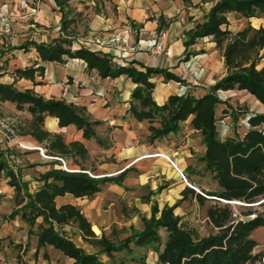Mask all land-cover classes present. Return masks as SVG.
Wrapping results in <instances>:
<instances>
[{"label": "trees", "instance_id": "1", "mask_svg": "<svg viewBox=\"0 0 264 264\" xmlns=\"http://www.w3.org/2000/svg\"><path fill=\"white\" fill-rule=\"evenodd\" d=\"M61 12V30L65 29L67 7L65 0H54ZM228 13L241 16L259 17L264 13V0H217L204 14L203 21L185 31L183 40L184 60L191 55L189 47L197 39L211 37L219 50L226 73L208 87L202 95L184 93L171 94L163 104H157L152 97L154 83L150 77L162 75L166 80L182 82L185 79L165 68L141 65L144 70L135 67L134 61L118 64L101 52L92 51L84 46L73 48L72 40L58 36L48 42L31 44L42 62H64L66 58H78L86 63L89 71L95 70L100 78L126 76L134 84L130 97L129 112L139 121L159 120V126H149V140L174 133L179 123L191 116L190 125L200 132L205 151L200 157L204 167L211 173L217 188L196 192L185 187L183 197L191 196L199 206L205 208V215L217 233L204 237H195L189 230L181 227L179 217L174 215L173 206L165 205L160 210L151 206V216L143 217L140 231L119 241L108 242L104 235L97 237L90 221L74 204L56 206L55 197L65 193L75 198H90L107 183L121 184L126 172L117 176L94 177L86 168L65 170L51 168L42 173V184L33 192L28 190L27 182L14 172L3 160H0V172L4 171L8 184L14 188L15 207L7 217L13 219L20 215L32 228L36 218L42 222L37 226V249L51 245L73 261L71 264H106L95 253L86 252L64 234L62 226L75 224L83 240L99 244L105 252L119 251L129 243L148 245L155 243L156 261H142L141 264H264V250L253 253L257 242L251 237L254 229L264 226V214L257 212L250 204L264 205V113H255L249 117V128L242 136L218 137L216 125L217 106L222 102L218 90L234 88L245 90L264 104V27L254 28L247 23L238 30L229 29ZM163 17L159 16L156 31L162 27ZM35 70L42 72L43 66L16 69L19 77L33 79ZM0 100L10 101L19 110L31 114L24 126L17 129L21 135H30L39 142L49 141L52 156L63 157L74 151L82 158L86 150L80 142L65 144L58 134L43 129L44 118L53 116L60 127L73 124L82 131L85 138H96L94 127L99 120L90 119L85 107H78L62 99L44 98L32 89L23 91L12 84L0 83ZM100 142V141H99ZM58 162V160H57ZM240 201L242 210L235 213L231 204L220 201ZM158 214V216H157ZM253 215L243 220V216ZM159 228L166 232L164 239L158 233Z\"/></svg>", "mask_w": 264, "mask_h": 264}, {"label": "crops", "instance_id": "2", "mask_svg": "<svg viewBox=\"0 0 264 264\" xmlns=\"http://www.w3.org/2000/svg\"><path fill=\"white\" fill-rule=\"evenodd\" d=\"M72 1L68 0L70 4ZM112 1L116 12H112L107 6L104 13L94 12L90 19L89 35L79 40L73 48L84 46L92 51L105 53L118 64L134 61L136 68L144 70L141 65L160 66L162 52L164 54L168 52L171 57L183 52L185 31L192 28L196 22L203 21L204 14L217 0ZM91 3L93 4V1ZM104 3L107 4L106 1ZM159 16L169 19V23L160 33H157ZM60 18L61 12L54 0H0V83L12 84L21 91L32 89L44 98L62 99L75 106L85 107L90 119L103 123L94 127L96 138H85L82 131L75 125L60 127L56 117L46 116L43 124L45 131L60 135L67 145L80 142L86 150L83 158L74 151L63 157L52 156L49 152V141L39 142L30 135L17 133L16 130L31 119V114L26 110L17 109L10 101L0 100V117L6 120L5 124L18 138L16 140L9 132L3 131L0 135V160H5L8 166L27 182L30 192L35 191L42 184L39 176L51 168L70 171L86 168V171L92 175L91 172L94 170L80 164L82 160L113 156L115 161H112L114 165L112 169L114 174H118L123 169L116 170V167L129 155L138 158L151 150L147 147H130L128 144L133 132L127 123L129 113L126 110L134 86L129 78L124 75L116 78H100L95 70L89 71L86 63L81 59L66 58L62 63L42 62L31 44L20 48L23 43L48 42L58 36L68 37L73 43V36L65 34L64 30H60L57 25ZM209 39L210 37L200 38L193 45H197L198 41ZM211 44L214 43L211 42ZM39 65L43 66L44 70L42 72L35 70L33 79L19 77L15 73L16 69ZM170 70L175 72L173 68ZM213 73L207 69L208 76L212 77ZM152 80H155V77ZM171 81L155 83L153 92L161 98L158 104L164 103L172 93L168 89ZM201 91L202 95L207 89H201ZM103 134L105 136H102ZM170 137L171 134L162 139L166 140ZM109 141H112L113 145L110 146ZM152 143V150L156 152H153L151 156H162V152L159 153L158 150H163L174 159L178 166H186L185 158L179 157L176 149L162 146L158 139ZM107 145L109 148H105ZM188 145L189 143L181 147ZM199 150L204 153L205 145L201 144ZM188 157H191L190 152ZM166 164L177 177L172 167ZM13 196L14 188L8 184V178L1 170L0 220L1 216L4 218L17 207ZM84 198L86 197L75 198L72 194L65 193L55 197V204L57 207L67 203L77 205L87 217L88 212L85 210L87 206L83 204ZM41 222L42 217H37L35 225L31 228L19 214L13 219L4 218L0 221V246L4 250L0 253V264L72 263L71 258L51 245L37 249L36 231ZM62 229L67 236L71 235L73 229V241L76 245L92 253L88 247L85 248L86 241L81 238L79 230L71 228L69 224L62 226ZM93 229L97 230L94 226Z\"/></svg>", "mask_w": 264, "mask_h": 264}, {"label": "rangeland", "instance_id": "3", "mask_svg": "<svg viewBox=\"0 0 264 264\" xmlns=\"http://www.w3.org/2000/svg\"><path fill=\"white\" fill-rule=\"evenodd\" d=\"M65 1L67 22L64 33L73 36V46H76L79 40L89 35L90 19L94 12H105L107 9L105 6L112 12H116L112 0H73L72 4L68 0ZM91 1H93V4ZM187 3L189 1L186 2V6L188 5ZM227 18L229 21L228 27L233 31L243 28L247 23H250L254 28L264 27V13L259 17L250 18L237 13H228ZM161 23L162 30L168 25L169 19H164L163 17ZM57 25L61 30L60 22ZM160 31H157V33H160ZM211 42L213 41L210 37L209 40L198 41L197 45H191L189 50L192 53L187 61L184 60V50L179 55L172 57L168 52L165 54L164 52L161 53L160 66L155 67L165 68L185 79L182 82L173 80L170 82L168 89L173 94L193 93L196 96L201 95V89H208L209 86L225 75L226 68L223 58L215 43L211 44ZM262 65H264V62L260 61L257 67ZM170 68H173L175 72H172ZM207 69L214 72L212 77L207 75ZM161 76L160 74H155L150 77V81L154 83V88L156 82L166 80ZM154 77L155 80H152ZM217 95L222 101L215 110L218 137L220 139L235 135L242 136L249 128V117L255 113H264V104L260 103L245 90L237 88L218 90ZM152 97L156 103L161 102V98L157 97V94L153 91ZM129 98V105L126 110L129 113V121L127 123L129 129L133 132V136L128 144L130 147H147L151 150L146 151L143 156L138 158L129 155L124 159L123 163L116 167V170L119 168L123 169L118 174H114V169H112L114 167L112 161H115L113 156H105L103 159L95 160L85 159L80 162L84 167L94 170V172H91L94 177L117 176L122 171L126 172L120 185L107 183L92 197L84 198L83 204L87 206L85 210L88 212L87 219L91 223L92 230L98 238L104 235L108 242L118 244L119 241L142 229V219L143 217L149 218L151 216L152 205H157L159 210L167 205L173 206V213L179 217L181 227L189 230L195 237H204L217 233V230L209 223L205 215V208L199 206L197 201L191 196L183 197L181 194L185 187H192L196 192L217 188L211 173L205 169L204 163L200 161L203 153L200 152L199 147L203 143L200 132L193 129L190 125L191 116L179 123V129L176 132L168 134H171L170 138L166 140L162 139L163 137L158 138L162 146L176 149L179 152L178 156L185 158L186 166L182 167L178 166L174 159L163 150H158L159 153L162 152V156H151L156 151L152 150V142L154 140H149L151 134L149 126H159V120L152 122L147 119L137 120L129 112L131 97ZM0 119L6 122L2 117ZM10 135L12 136L11 133ZM102 136L105 135L103 134ZM112 141H109L110 146L113 145ZM187 143H189L188 146L181 147V145H186ZM105 148H109V146L107 145ZM131 149L130 151H132ZM189 152L191 157H188ZM3 161L6 163L5 160ZM105 162L106 164H104ZM166 163L176 172L177 177L173 175ZM12 168L14 167L12 166ZM257 204L253 203V209L264 214V205ZM231 207L238 214L242 210L240 205L237 204H231ZM8 215H5V217ZM4 218L1 216L0 221ZM69 226L78 231L75 224H69ZM93 226L97 230H94ZM73 232L72 229L71 235H66L72 241L74 238ZM158 233L164 239L165 230L159 228ZM251 237L257 242L253 253L263 251L264 226L254 229ZM87 247L106 264H141L143 260L153 263L156 261L157 256L155 243L139 246L131 242L127 247L111 252H105L99 244H93L88 241L85 243V248ZM3 251V247L0 246V253Z\"/></svg>", "mask_w": 264, "mask_h": 264}, {"label": "built area", "instance_id": "4", "mask_svg": "<svg viewBox=\"0 0 264 264\" xmlns=\"http://www.w3.org/2000/svg\"><path fill=\"white\" fill-rule=\"evenodd\" d=\"M3 131H7L12 134V137L16 140H18L17 136L14 134L12 130L8 128V126L0 119V135L3 133Z\"/></svg>", "mask_w": 264, "mask_h": 264}, {"label": "water", "instance_id": "5", "mask_svg": "<svg viewBox=\"0 0 264 264\" xmlns=\"http://www.w3.org/2000/svg\"><path fill=\"white\" fill-rule=\"evenodd\" d=\"M220 201L225 202V203H229V204L247 205V204H244V203H242L240 201H236V200H234V201H223L220 199ZM250 205H253V204H250ZM252 217H253V215H245V216H243V220H247V219H250Z\"/></svg>", "mask_w": 264, "mask_h": 264}]
</instances>
